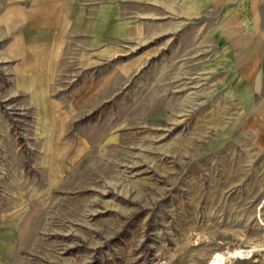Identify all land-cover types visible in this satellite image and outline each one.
I'll list each match as a JSON object with an SVG mask.
<instances>
[{
  "label": "rangeland",
  "instance_id": "1",
  "mask_svg": "<svg viewBox=\"0 0 264 264\" xmlns=\"http://www.w3.org/2000/svg\"><path fill=\"white\" fill-rule=\"evenodd\" d=\"M22 1L0 0V264H264V153L225 127L199 20L144 26L137 2L136 30L69 35L30 96L2 61Z\"/></svg>",
  "mask_w": 264,
  "mask_h": 264
},
{
  "label": "crops",
  "instance_id": "2",
  "mask_svg": "<svg viewBox=\"0 0 264 264\" xmlns=\"http://www.w3.org/2000/svg\"><path fill=\"white\" fill-rule=\"evenodd\" d=\"M37 1L17 5L18 34L13 49L2 54L3 62L18 60L14 80L19 92L48 96L69 35L95 33L96 41H104L112 32L120 38L122 30L131 33L139 24L124 18L125 11H136L137 2H144L146 17L152 19L144 26L153 23V16L161 18V26L170 16L199 20L200 31L207 34L198 43L208 48L204 62L218 81L213 94L223 97L219 110L240 114L226 120L225 127L239 128L241 143H255L264 153V0H92L96 4L85 7L82 0ZM5 31L4 37L12 32ZM260 205L264 216V198Z\"/></svg>",
  "mask_w": 264,
  "mask_h": 264
},
{
  "label": "bare ground",
  "instance_id": "3",
  "mask_svg": "<svg viewBox=\"0 0 264 264\" xmlns=\"http://www.w3.org/2000/svg\"><path fill=\"white\" fill-rule=\"evenodd\" d=\"M252 251V250H251ZM244 249H235L227 252H218L213 258H211L209 264H228L230 258H248L251 257L252 252ZM231 261V260H230Z\"/></svg>",
  "mask_w": 264,
  "mask_h": 264
}]
</instances>
